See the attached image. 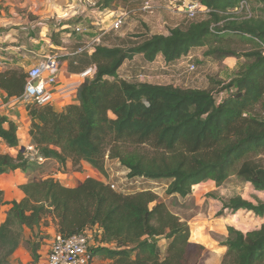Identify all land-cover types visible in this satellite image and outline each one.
<instances>
[{
  "label": "trees",
  "instance_id": "1",
  "mask_svg": "<svg viewBox=\"0 0 264 264\" xmlns=\"http://www.w3.org/2000/svg\"><path fill=\"white\" fill-rule=\"evenodd\" d=\"M118 0H99L102 9ZM209 8L208 18L176 26L169 34L143 33L121 37L116 44L100 43L91 54L76 56L85 70L96 66L93 77L79 88L78 102L58 111L53 104L27 103L33 151L22 150L18 124L0 116V175L21 170L28 175L20 185L25 196L11 201L0 225V264L25 242L48 215L57 231L72 235L96 225L101 238L92 254L103 264H201L205 246L192 242L189 220L172 212L149 181L166 180L168 196L188 198L193 186L207 180L223 185L232 172L264 190V0L263 15L237 16L231 10L243 0H198ZM227 33L254 48L237 76L217 91L184 88L129 79L121 73L136 56L152 62L163 57L171 64L196 47L225 59L240 53L222 45ZM219 43L218 45H215ZM28 71L8 67L0 71V88L9 97H23ZM16 148V155L2 145ZM129 147L148 149L128 153ZM118 159L133 185L117 191L104 179L87 177L65 185L53 173H67V163L80 169L85 161L109 178L107 159ZM49 170V172L46 171ZM140 183H135L138 180ZM139 184V185H137ZM6 203L0 189V207ZM223 208L244 209L264 216V201L255 204L242 196L225 200ZM221 264H264V223L246 233L228 226ZM160 237L153 241V237ZM166 240L165 248L161 243ZM36 261L39 242L28 239Z\"/></svg>",
  "mask_w": 264,
  "mask_h": 264
},
{
  "label": "rangeland",
  "instance_id": "2",
  "mask_svg": "<svg viewBox=\"0 0 264 264\" xmlns=\"http://www.w3.org/2000/svg\"><path fill=\"white\" fill-rule=\"evenodd\" d=\"M145 1L146 0H118L109 8L102 9L99 4V0H76L75 3L78 5V12L76 14L77 17H83L84 15L87 17V21H85L86 19L82 21L80 18L76 20L77 23H81L83 27L87 29L79 35L89 37L90 42L92 39L97 38L107 30L108 32L101 37V43L104 42L106 44L113 45L118 43V40L121 37L134 36L143 33L167 35L169 34L171 28L176 26H186L192 21L208 18V15L199 14L195 20H189L185 12L169 8L165 0H151L153 8L150 12H146L143 9ZM245 1V7L238 11L237 16L263 15L262 4L256 0ZM118 12L126 13L124 24L118 29H111L110 25L113 23L115 15ZM89 29L94 31L93 34L88 32ZM218 44L219 43H216L215 45ZM79 45V43H76L74 44V47L77 48ZM222 45H225L226 48L232 49L240 54L237 56H229L225 59H218L216 56H208L206 54L209 49L206 46L192 49L188 55L183 56L180 60L171 64L166 63L162 57L157 58L156 61L149 62L138 56L134 58L132 62L127 61L126 64L123 65L121 73L129 79L137 81H147L154 84H173L174 86L184 88H210L217 91L221 88L223 82H230L237 76L242 66L249 62L247 61V58L245 56H241V54L247 53L254 48L251 43L245 42L239 36L232 33L226 34L223 38ZM191 63L196 65L195 70L188 69V66ZM254 112L257 115L264 114L263 105H258ZM27 150L31 151L30 149ZM139 150L145 153L148 151L145 147H129L127 151L128 153L135 154L139 152ZM11 153L16 155L18 150L15 149ZM258 157L264 162V152H261ZM107 169L109 178H105L99 171H90L84 175L76 173L77 170L68 172L73 176L78 175V177H81V181L87 177H94L97 179H104L105 181H108V179L113 180L114 182L119 183V185L126 187L128 183L127 174L129 171L118 159L111 160L108 158ZM46 171L49 172L48 169H46ZM24 177L27 178L28 175L25 174ZM60 178L65 183V181L70 179L71 176L63 175L60 176ZM7 179L9 180V178ZM20 179L17 180L18 183L20 182ZM11 181V186H8L9 188L6 187L4 192L5 198L8 201L15 199L16 197L19 198L17 192H19L20 186L16 181H13V179H11ZM207 181H204V184L201 186H196L197 184L193 186L192 192L195 191V194L198 197L207 198L200 206L197 205L196 197L193 195L188 198L168 196L166 194V180L149 181V184L152 186L153 190L159 194L160 200L168 204L173 213L189 221L194 216H198L200 214H206L209 216V213L213 219H225L227 216L232 218L239 211L233 212L231 209L224 210L223 203L225 200H229L234 196L240 195L244 199L250 200L255 204L258 200L264 201V190H256L251 183L241 179L235 172H232L228 180L221 186H218L213 180H211L212 182L210 181L206 183ZM140 182H142L141 179L136 183ZM0 184L4 185L6 183L3 181ZM130 186L128 185V187ZM0 210L1 220L2 217H4L5 208H1ZM238 216L240 220L242 219L245 222L247 221V224H250L251 226L254 222L259 221L258 218H255L253 213L249 214V212L245 210H241V212L238 213ZM37 234L36 237L38 236ZM26 236L27 235L25 233V237ZM213 236L215 235L213 234ZM31 243L32 242H28V239L25 238L24 244L27 248H29V250H31ZM161 243L164 249L166 240H162ZM98 261L103 264L100 259H98ZM201 264L203 263L201 262Z\"/></svg>",
  "mask_w": 264,
  "mask_h": 264
},
{
  "label": "crops",
  "instance_id": "3",
  "mask_svg": "<svg viewBox=\"0 0 264 264\" xmlns=\"http://www.w3.org/2000/svg\"><path fill=\"white\" fill-rule=\"evenodd\" d=\"M75 1L76 0H0V71L8 67L22 68L28 71L45 57L56 55L59 60V68L56 74L57 82L53 85V90L55 92L53 106L58 111L64 109L65 106L69 104L78 102L79 88L86 80L81 77V73L84 70L74 71L76 68H81L76 60L77 55L74 53L82 44L84 45L89 41V37L76 34L74 31L76 26L82 25L81 23H77V19L80 18L82 21L86 19L85 21H87L85 15L83 17H77L78 5ZM88 32L93 34L94 31L89 29ZM76 43L80 44L77 48L74 47ZM0 116H6L8 119L18 124V136L23 147L30 149V147L33 146L34 148L29 133L31 119L27 110V102L23 97H9L8 94L0 88ZM15 149L16 148H9L5 144L2 145L3 151L11 153ZM31 151L34 153L35 150ZM80 167V169H75L71 161L67 163V171L69 172L77 170L76 173L80 175L87 174L90 171L98 172L97 169L85 161L80 164ZM69 172L54 173V176L56 178L63 175L71 176L65 183L62 181L65 185L69 186L77 185L82 182L80 180L82 179L81 177H78L77 174V176H73ZM24 175L25 173L19 169L1 174L0 179L9 178V181L13 179V181L18 183L17 180L23 176L18 183L20 186L27 181ZM210 181L211 180H208L206 183ZM10 183H12V181ZM202 184H204V182L196 186H201ZM0 189L4 190V192L6 190L1 187ZM17 195L19 198L16 197L10 201L5 198L6 203L0 207V209L5 208L4 217L0 220V225L6 219L7 211L11 208V201H19L25 196L21 188L19 192H17ZM192 195L196 197V202L199 206L207 199L206 197H198L195 191H193ZM241 210L238 211L241 212ZM248 212L249 214L253 213L255 218L259 219V221L254 222L252 226L242 219L240 221V218L239 223H235L230 216H227L225 219H213L210 213L209 216L200 214L191 218L189 221L191 229L190 240L200 243L206 248L202 259L203 264L222 263L228 249L227 246L220 243V240L228 236V226H233L245 233L261 227L264 223V216L259 217L252 211ZM238 213L235 215H238ZM56 231V221L52 215H48L41 223L40 227L36 229V234L39 232L37 234L39 237H33V232L27 228L25 232L27 236L25 238H32L33 241H38L40 244L38 253H42L47 250ZM194 232H196L195 235ZM212 232L215 236H213ZM34 262L32 252L25 246L24 242L11 257L12 264H34ZM97 264H101L98 258Z\"/></svg>",
  "mask_w": 264,
  "mask_h": 264
},
{
  "label": "built area",
  "instance_id": "4",
  "mask_svg": "<svg viewBox=\"0 0 264 264\" xmlns=\"http://www.w3.org/2000/svg\"><path fill=\"white\" fill-rule=\"evenodd\" d=\"M165 1L169 8L185 12L189 20H195L199 14L209 15V8L201 4L198 0ZM245 2L246 1L243 0L240 5L232 9L233 11L231 10V12L237 14L240 9L245 7ZM152 8V1L146 0L143 5L144 11L150 12ZM125 16V12H118L110 28H120L124 24ZM250 16L251 15H245L242 17ZM74 31L76 34H81L85 32V28L82 25H78L74 28ZM106 32L108 31H104L102 35L80 46L74 54L77 55L85 52L89 54L93 53L97 45L101 43V37L106 34ZM58 68V57L56 55H50L28 70L26 89L23 96L27 103L35 102L38 105L54 103L55 92L53 90V85L57 82L56 74L58 73ZM188 69L195 70L196 65L191 63ZM95 72L96 66H90L81 73V77L85 79L91 78L94 76ZM30 150H34L33 146L30 147ZM57 179L62 181L60 177H57ZM106 182L109 183L113 189L122 192L128 190V185H133L132 182H129V179L126 187L119 185V183L113 180L108 179ZM101 234L102 229L99 228L98 225L68 236L56 231L47 250L39 253V257L34 264H97V257L92 254V248L97 245L98 239L101 238Z\"/></svg>",
  "mask_w": 264,
  "mask_h": 264
},
{
  "label": "bare ground",
  "instance_id": "5",
  "mask_svg": "<svg viewBox=\"0 0 264 264\" xmlns=\"http://www.w3.org/2000/svg\"><path fill=\"white\" fill-rule=\"evenodd\" d=\"M3 181H4L6 184H4V185H1V184H0V187H1V188H4V189H5L6 187H8V186L10 187V186H11L9 180H7V179H5V178H1V179H0V183H2ZM9 187H8V188H9ZM8 188H7V189H8ZM232 220H233L235 223H239V216H238V215H234V216L232 217ZM240 221H241V220H240ZM246 222H247V221H246ZM247 227H248V226H247ZM195 234H196V232H194V235H195Z\"/></svg>",
  "mask_w": 264,
  "mask_h": 264
},
{
  "label": "water",
  "instance_id": "6",
  "mask_svg": "<svg viewBox=\"0 0 264 264\" xmlns=\"http://www.w3.org/2000/svg\"><path fill=\"white\" fill-rule=\"evenodd\" d=\"M24 149H25V147H22V150H24ZM152 240H153V241H159V240H160V237H155V236H154V237L152 238Z\"/></svg>",
  "mask_w": 264,
  "mask_h": 264
}]
</instances>
